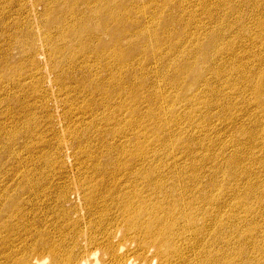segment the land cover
Here are the masks:
<instances>
[{
	"label": "bare ground",
	"instance_id": "1",
	"mask_svg": "<svg viewBox=\"0 0 264 264\" xmlns=\"http://www.w3.org/2000/svg\"><path fill=\"white\" fill-rule=\"evenodd\" d=\"M33 1L38 32L17 22L7 41L34 63L9 83L39 69L65 108L91 97L71 113L89 118L54 131L69 155L51 179L17 154L51 149L34 114L0 135V264H264V0ZM52 202L83 209L69 237L84 246L50 241Z\"/></svg>",
	"mask_w": 264,
	"mask_h": 264
},
{
	"label": "rangeland",
	"instance_id": "2",
	"mask_svg": "<svg viewBox=\"0 0 264 264\" xmlns=\"http://www.w3.org/2000/svg\"><path fill=\"white\" fill-rule=\"evenodd\" d=\"M39 11L40 8L34 4L33 0H0V61L2 59L3 52L6 54H10V58L7 61V65L0 66V135L3 134L5 136V132L8 133L12 127H18V129H23V122L25 121H31L28 118V114H34V117H37L41 129H43L45 132H48L47 135V141L48 145L51 147L50 150L44 151L43 149L39 150H32L33 154L29 155L26 151H23L21 153H17L19 156L25 158V164L24 167H29L33 171H38V173L42 172L43 174L47 171L48 177L51 179L53 175H59L61 171V165L59 164V160L65 161L68 153H63V150L61 147H64L63 144H56L55 141V132H59V135H62V130L64 127H67L68 131L72 130L78 125H83L85 122H83L86 118H89L88 115L83 117V121L78 120L77 118H72L71 113L74 109H82L85 107L91 97H81L75 101L71 102V105L67 108H65L64 103L60 101L59 96H64L61 91V89L54 88L52 89L48 83V79H46L47 74L43 76V73L41 70L36 69L35 73L37 74L36 77L32 80L25 81L21 86H13L9 83V76L12 75V66L13 68H17L20 66L18 64L19 61L22 63V68L25 66V69L31 68L32 62V54L31 52L26 53L24 52L21 54V52L15 47V46H9L7 41V36L11 34H17L19 32V29H17L16 23H24L29 22V27L32 30L33 33L38 32V22L39 20H36L33 24L31 23L32 18V11ZM35 17V15H34ZM67 48V47H66ZM39 60V64L44 66V58L37 57ZM73 66L77 65V62H72ZM91 68L93 69L92 63L90 64ZM48 66V65H47ZM23 72H27L25 70H22ZM96 72V71H95ZM41 73V74H38ZM42 76L41 79H43L45 82L38 88V91L36 93L32 92L28 89V86H33L37 83V79ZM102 77V75H100ZM73 79L76 80L77 77L73 76ZM8 88L10 87V90H8L9 94L8 97L10 98L9 101H6L5 98L1 95V89L2 88ZM4 88V89H5ZM65 91L67 92L68 89L66 88ZM43 92H46L49 96L50 102L46 106L44 104L43 99H38L39 95H44ZM17 100L19 102V105L22 106L23 110H32L31 112H21V120L19 119V114L17 112L16 105L13 104V100ZM32 99L31 102H29L30 107H26L27 103L26 101ZM34 99V100H33ZM96 99V98H94ZM56 100V102L54 101ZM60 101V102H59ZM115 108V106H114ZM80 109V110H81ZM68 111V112H67ZM46 113L48 114V118L46 117ZM22 121V122H21ZM118 127L130 125L129 122L124 120V122L121 124L120 120H118L115 123ZM6 126L8 129H6ZM5 127V129H3ZM135 128V126H133ZM136 129V128H135ZM32 132V130H31ZM140 131H133L131 135H129L125 140H123L122 145H126V141L131 142L130 139L134 136L137 137L138 133ZM142 133V132H141ZM31 135V134H30ZM29 135V142L34 146L36 149L38 146L35 144L36 140L38 142L39 139H37V136L31 137ZM59 145V146H58ZM61 146V147H60ZM20 147V144L16 141L14 148ZM70 147L77 152L76 148L70 145ZM56 150H59V153L61 151V155L58 156L56 153ZM47 154L49 158L51 157L50 164L48 167H46V170L43 167L42 163H39L37 160H40V157L42 155ZM75 155V154H73ZM3 160V156L1 158V161ZM37 161L33 165H31V161ZM28 169V170H30ZM121 169V168H119ZM30 170V171H31ZM28 171V172H30ZM15 184V183H14ZM62 194V191L51 194V198L53 201L58 199V195ZM51 207V211L49 213V221H47L45 224L49 227L50 235L49 239L51 242H53L56 239H62V243L64 246H66L70 251L72 247L75 246H84L87 242L84 238L88 236V233H85V235L80 237L79 241H74L69 237L70 229L73 225L79 224L83 221V217H85L83 213V209L79 210L78 212L73 213L70 212V214L67 215V211L69 210L70 206L64 204L63 207L56 206L53 202L49 205ZM60 233H65V235L62 238H57V236ZM22 247L28 248L32 246L31 241H25L21 244ZM56 251V250H55ZM37 255L34 254L33 257H36ZM42 259L44 258L47 264L49 262V257L47 253H43L40 255ZM96 256H98V253H96ZM32 257V258H33ZM101 256H99L100 258ZM102 264H113L112 260L107 259Z\"/></svg>",
	"mask_w": 264,
	"mask_h": 264
}]
</instances>
